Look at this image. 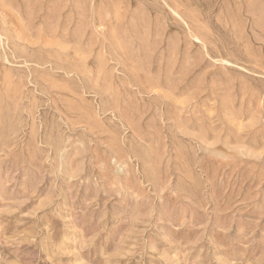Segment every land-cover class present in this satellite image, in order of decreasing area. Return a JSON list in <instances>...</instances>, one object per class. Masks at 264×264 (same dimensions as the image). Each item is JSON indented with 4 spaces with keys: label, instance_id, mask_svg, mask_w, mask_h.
<instances>
[{
    "label": "rangeland",
    "instance_id": "obj_1",
    "mask_svg": "<svg viewBox=\"0 0 264 264\" xmlns=\"http://www.w3.org/2000/svg\"><path fill=\"white\" fill-rule=\"evenodd\" d=\"M0 264H264V0H0Z\"/></svg>",
    "mask_w": 264,
    "mask_h": 264
}]
</instances>
